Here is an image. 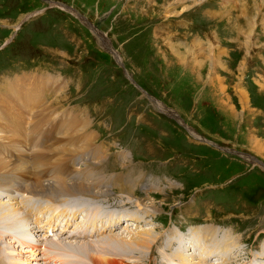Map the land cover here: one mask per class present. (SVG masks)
<instances>
[{
	"label": "rangeland",
	"instance_id": "obj_1",
	"mask_svg": "<svg viewBox=\"0 0 264 264\" xmlns=\"http://www.w3.org/2000/svg\"><path fill=\"white\" fill-rule=\"evenodd\" d=\"M55 1L73 8L60 5L61 8L46 9V0H0V83L4 81L1 74L8 71L25 74L16 84L19 97L23 96L27 103L14 104L18 101L13 100L11 116L21 114L27 105L34 112L37 104L34 115L42 116L32 119L35 127L31 132L37 137L26 136V132V137L19 135L30 119L29 112L24 113V120L16 128L7 121L1 123L2 129L9 130L0 131V145H12L11 152H16L13 165L42 156L45 166H49L55 159L65 157L61 161L69 169L67 173L74 172L76 177L69 176L71 185L90 182L97 174L94 178L98 185L93 189L108 194L89 198L69 193L68 197L61 192L59 202L63 201L59 207L68 211L80 208L83 214L89 213L88 218L95 216L96 209L99 217H105L108 210L121 212L137 206V198L131 199L123 191L125 186L135 185L131 193L145 203L152 197L161 209L154 215L149 212L146 221L128 226L127 215L123 214L120 232L125 227L128 236L156 227L158 244L166 238L175 239L176 231L183 235L190 232L185 235L189 237L186 243L190 241L194 246L187 253L190 260L199 262L201 258L195 250L202 247L201 251L208 255L206 250L215 242L219 248L230 244L231 252L226 256L218 251L206 259L208 262L264 264V170L242 156L251 154L264 163V0ZM39 7L43 8L40 13L28 16ZM88 21L92 28L87 26ZM104 39L108 41L106 47ZM196 42L202 49L192 48ZM29 67L31 70L26 71ZM42 67L54 68L55 82L61 78L64 84L60 88L64 89L55 93V100L43 99L41 91L45 86L38 83L36 75H27ZM62 73L67 77L63 78ZM53 86L58 89L60 85ZM242 91L248 93V101L242 99ZM169 107L178 112L174 113L176 118L181 117L197 133L192 134L189 127L174 119L167 111ZM3 109L0 105L2 119L6 118ZM80 113L85 115L80 117ZM92 132L95 142L81 153L71 146L70 141H77L74 147L82 145L83 134L89 136ZM60 138L66 143L55 142ZM29 141L35 143L31 142V150L24 148ZM67 147L73 150L72 155L64 149ZM76 155L74 165L71 161ZM0 156L11 160L6 151H0ZM99 160L105 165L94 172L96 168L91 170L88 165H98ZM31 162L29 165H33ZM54 170V166L43 172L37 168L32 178L18 170L7 172L27 181L51 175ZM2 193L8 194L2 197L5 202H14L13 192ZM22 199L23 194L15 206L22 204ZM49 199H27V206L36 205L30 217L20 218L16 212L18 216L10 213L6 222L0 219V226L15 234L11 237L4 232L9 249L4 252V246L3 254L8 262L0 264H56L55 256L48 257L55 255L48 247V242L55 243V231L43 228L55 219V201ZM130 200L133 201L127 204ZM122 202L126 204L124 209ZM36 218L42 221L40 227ZM90 225L86 223L93 227ZM97 225L100 227L101 221ZM206 225L209 231L196 232ZM107 235L110 234L90 239L96 243ZM16 239H37L42 246L34 251L29 243L19 246ZM157 243L139 264H165L157 255ZM88 253L86 264H94ZM223 257L229 258L227 262Z\"/></svg>",
	"mask_w": 264,
	"mask_h": 264
},
{
	"label": "bare ground",
	"instance_id": "obj_2",
	"mask_svg": "<svg viewBox=\"0 0 264 264\" xmlns=\"http://www.w3.org/2000/svg\"><path fill=\"white\" fill-rule=\"evenodd\" d=\"M95 29H97V28H95ZM103 41H104L103 44L106 46L108 44L107 43L108 41H106V39H104ZM198 46H199V48L202 47V46L199 45L198 42H196V43H194V45H192V48H195V47H198ZM219 59H221V55H220ZM17 83L19 84L20 81H18ZM241 94L244 97L242 99L248 101V97H249L248 93L242 91ZM17 101L18 102L13 101V103L14 104L15 103L16 104H21L22 101L26 102L27 100L24 99L23 96H21L20 99H17ZM3 113L6 115V118H4V119L0 118V125H1L2 122L7 121L6 122L7 124L13 126V128H16V127H18L20 125L21 121L24 120V117L19 112H17L14 115V117H12L11 116V111H10L9 108H7V109L4 108L3 109ZM27 120H25L23 123L25 124V122ZM59 123H60V121H59ZM32 125H33V127H35V123H33V120H32ZM26 126H27V123H26ZM26 126H24V125L22 126L24 128V131H22V133H19V135L21 134L20 135L21 137H26L25 136L26 135L25 134ZM57 128H58V126H57ZM32 130H33V128H32ZM79 131H82V129H80ZM31 134L35 135L34 132H30V135ZM94 137H95V133L94 132H92L89 136H87L84 133L83 134L84 140L82 142V145H80L78 147H74V145L77 143V141L76 142H71L70 141V143H71V146L73 148H78L79 149L80 152L79 151H77V152L81 153L83 150H85V147H89L91 144H93L95 142ZM25 140H26V138H25ZM59 141L64 142V144L66 143L65 140L62 139V138H60L59 140L58 139L55 140V142H59ZM16 142H14L13 144L17 145ZM34 144L35 143H33L32 145H34ZM19 145H20V147H22V144H19ZM64 149L65 150L68 149V152H67L68 154H71V155L73 154V150H71L69 147L64 148ZM95 149H97V148H95ZM29 150H31V149H29ZM69 151H72V152L69 153ZM63 152H64V150H63ZM58 153H59V151H58ZM99 154H100V152H99ZM1 157L2 156H0V166H1V168H0V188L3 189L2 190L3 192H7V193L13 192V193H11V197H13L14 202H11V203L5 202L4 198H2V197L5 196V195H8V194H3L2 191L0 192V219L5 221L6 218L9 217L8 215L10 213H12L14 216H18L19 215L20 218H22V217H25V218L26 217H30L29 215L32 214V212H34L33 210L36 208V205L27 206L28 204H26V202H25L27 199H34V198L37 199L38 197L41 196L42 198L43 197H50L49 200L52 199L51 201H55V206L53 208L55 210V219L49 220L46 224L44 223L45 225H44L43 228H45L47 231H50V232L55 231V243L53 242V240H52V242H48V247H51L52 250L55 251V255H49L48 257L55 256V258L54 257L53 258L54 259H58V260H54V262L56 264H77V263L78 264H86V262H87L86 261V253L88 251H89V253H88L89 254V258H91V260H92V262L94 264H139V262L141 263L146 258L145 254L148 251H151L153 246L157 243L160 235H157V233H155L157 231L156 227L144 228V229H142L141 231H138V232H133L132 231L133 233L128 234V236H130V238L127 236L128 232L125 234V230H126L125 227L123 228V231H121V232L119 231V228H121L122 225H124L123 221H124L125 218H126V221L128 223L127 224V226H128L129 224L137 223V221L138 222L146 221V216H149L148 215L149 212H150L149 214L154 215V213L156 211L161 209L157 205V202L155 201V199H153L152 197H150V199H149L150 202L149 203H145L143 201V199L138 198L137 195L134 194V192L131 193L130 190L135 185L134 186L127 185V186H125L126 188H123V191L128 193V195L132 197L131 199H133L134 196H135V198H137V200H135L137 206L132 207L130 209H126L125 211H121V212L117 211V210H114V209L108 210V215L105 216V217H99L97 215L96 209H94L95 210L94 211V215L95 216L91 217V218H88L89 217V213L87 215L83 214V212L80 211V208L79 209L77 208L78 210L68 211V209L64 208V206L59 207L61 205V201H63V200H61L59 202V199H60L59 197H63L61 192H64V195L65 194L67 195L68 193L70 195H73V196L74 195H80V196L81 195H88V197L90 196L92 198L102 197L104 194H108V193H105L103 191H100V190L97 191V190L93 189V188H95L98 185L96 183V181H95L96 178H94V177L97 176V174L95 175L93 173V175H95L94 177H92V175H91L92 179H91L90 182L81 183V181L79 179V181H80L79 184L73 183L71 185V182L69 181V176L72 179H75L76 177L73 174L74 172L73 173H67V171L69 172V169L67 170L65 168L64 162L61 161L65 157H61V158L55 159L54 163L51 162L49 166H45V164L43 162V158L41 159L42 156L39 157V158H36V156H33L32 157L33 160H26V162L24 161L25 164L20 163V165H18V166L13 165V160L8 161L7 159L5 160V159H2ZM52 157H53V155H52ZM23 160H24V158H23ZM30 162L33 165H29ZM99 162H101V163H99L98 165L92 164V165H88V166H91V168H92L91 170H93V168L95 170V168H96V170L94 172L99 171V168L101 166L105 165L102 160H99ZM71 163L76 165V161L75 160L71 161ZM74 165H72V166H74ZM11 166H12V168H10ZM53 166L55 167V170H54L55 172L52 173L51 175L48 174L45 177L42 176L41 179H35L34 178L33 180L29 179V180L26 181V178H24V177L23 178H21V176L20 177H15L14 174L9 173L10 172L9 170H11V169L12 170H18V171L23 172V175L28 176L29 178H32L33 176L36 175L35 169L40 168L41 171L43 172L48 167H53ZM68 166H66V167H68ZM50 170H51V168H50ZM7 171H9V172H7ZM62 176H65V177H62ZM141 177H142L141 174L138 175L139 179ZM78 178H80V175H79ZM78 178H77V180H78ZM124 178H123V181H124ZM3 179H6V180L4 181ZM122 184H123V182H122ZM96 189H98V187ZM149 190H150V188L147 189V191H149ZM20 191L23 194V199H22L23 202H22V204H20L18 206H15L16 205V200L19 199L20 195H22ZM17 193H19V194H17ZM25 193H27V194H25ZM56 193H60L61 196L57 195ZM69 194H68V197H69ZM25 195H27L26 199H24ZM80 196H78V197H80ZM149 196H150V194L148 195V197ZM6 197L7 196H5V198ZM11 197H9L8 200H10ZM8 200H6V201H8ZM132 201L133 200H130V201L126 202V203L130 204ZM37 202H39V201H37ZM92 205H94V204H92ZM125 205L126 204L124 202L120 206H123V209H124ZM71 207H73V206H71ZM76 207L77 206H75V208ZM94 207L96 208L97 206H94ZM137 208H139V210H137ZM144 208L148 209V210L147 211H141ZM5 210L7 212H5ZM101 210H103V209H101ZM16 212L18 213V215H16ZM90 212H91V210H90ZM115 212H117V215H115ZM37 214H39V213H37ZM123 214H126L127 217L124 218L122 216ZM62 215L64 217H66V219L62 218ZM83 215H85V216H83ZM98 217L100 219H98ZM153 218L155 219V217H153ZM9 219H12V218H9ZM31 219H32V217H31ZM98 220L101 221L100 227L97 225V221ZM41 222H42L41 220L37 219L36 223L38 225H40ZM87 222H88V224L90 223L91 225H93V227L88 229V226H86ZM7 224H9V223H7ZM2 226L3 225H1L0 227H2ZM38 227H40V226H38ZM38 227H36V228H38ZM209 228H210V226L206 225L204 227L205 230L203 228H198V229H196L197 230L196 232H198V231H209ZM117 230H118V232H116ZM32 231H33V229H32ZM32 231H31V233H32ZM37 231H39V230H37ZM4 232H7L9 234V236H11V237L15 235V234H11L10 232H12V231L6 226H3L2 229L0 228V263L8 262L7 261V257H5V255L3 254L4 246H5L4 252L7 253V249H9L8 248V244L5 245V242H7L8 238L4 234ZM107 232L110 235H107L105 238L103 237L102 239L98 238L96 240V243L92 242V241H95V240L90 239L91 237H93L95 235L99 236V235H103V234H105ZM169 232L171 234V235H169V237H171L173 235V230L170 229ZM37 233H39V232H37ZM230 233H231V231H230ZM230 233H229V235L228 234L227 235L230 236L231 235ZM189 234H190V232L186 233L185 235H189ZM185 235L180 234V232L176 231L174 233L175 239L172 238L171 240L166 241V239H167L166 238V239H164L162 241L160 240L161 241V242H159L160 244L157 243L159 245V247L157 249L158 250V252H157L158 254L157 255L160 258V262L165 263V264H214V263L206 261V259H209V257L211 258V257L215 256V253H217L218 251L219 252H223L222 253L223 255H226L227 253L231 252L230 248H229L230 244H226L223 247L219 248V245L215 244V242H213L212 245H211L210 250L209 251L206 250V253L208 255L204 254L201 251L202 247L198 248L197 250H195V251L199 252L197 255L201 258L199 262H195V260H192V259L190 260L188 258V254L187 253H191L193 251V249H194V246L191 245L192 243L190 241H188L186 243V240H188L189 237H185ZM19 236H20V234H19ZM31 236H29V237H31ZM225 237H227V236L225 235ZM211 240H212V238H211ZM16 241L18 242L19 246H20V244L25 245L26 243H29L30 244L29 248H31V250L34 249V251H35V249H37V251H38L39 250V246H42L41 243L31 242V241H28L26 239L21 240V241H18L16 239ZM36 241H38V240L36 239ZM121 244L123 245V248L119 247V245H121ZM189 244L191 246H189ZM196 245L198 246V244H196ZM9 247H10V244H9ZM232 247H233V250H234L235 249L234 246H232ZM20 252H21V250H20ZM256 252H258V251H256ZM48 253H50V252L48 251ZM51 253H53V252H51ZM71 253H73V254H71ZM76 253H78L80 256L84 257L85 259L77 256ZM18 254H19V251H18ZM205 256H208V258H206ZM262 256H263V254H262ZM79 258L81 259V262L78 261ZM242 258H243V256H242ZM185 259H186V261H185ZM223 259H226L225 261L227 262V260L229 258L228 257H223ZM65 260H68L69 262H67ZM75 260H76L77 263L75 262ZM50 262H51V260H50ZM217 264H220V263H217Z\"/></svg>",
	"mask_w": 264,
	"mask_h": 264
},
{
	"label": "crops",
	"instance_id": "obj_3",
	"mask_svg": "<svg viewBox=\"0 0 264 264\" xmlns=\"http://www.w3.org/2000/svg\"><path fill=\"white\" fill-rule=\"evenodd\" d=\"M37 77L40 79L39 82H42V84L45 86L43 88V91L45 92L44 96L55 95L53 94L55 93V87L53 86L55 84V69L42 67L41 70L37 72ZM2 78L4 79V81L0 83V99H6L7 97H10L12 95H17L18 87L17 85L13 84V81L17 79L14 78L12 80L10 76H3Z\"/></svg>",
	"mask_w": 264,
	"mask_h": 264
},
{
	"label": "water",
	"instance_id": "obj_4",
	"mask_svg": "<svg viewBox=\"0 0 264 264\" xmlns=\"http://www.w3.org/2000/svg\"><path fill=\"white\" fill-rule=\"evenodd\" d=\"M123 65V64H122Z\"/></svg>",
	"mask_w": 264,
	"mask_h": 264
}]
</instances>
